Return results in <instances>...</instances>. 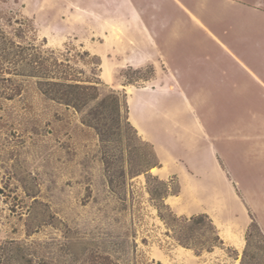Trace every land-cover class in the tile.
Segmentation results:
<instances>
[{
    "label": "rangeland",
    "instance_id": "rangeland-1",
    "mask_svg": "<svg viewBox=\"0 0 264 264\" xmlns=\"http://www.w3.org/2000/svg\"><path fill=\"white\" fill-rule=\"evenodd\" d=\"M0 26L126 103L100 136L95 103L0 77V264H238L264 236V0H0Z\"/></svg>",
    "mask_w": 264,
    "mask_h": 264
},
{
    "label": "trees",
    "instance_id": "trees-1",
    "mask_svg": "<svg viewBox=\"0 0 264 264\" xmlns=\"http://www.w3.org/2000/svg\"><path fill=\"white\" fill-rule=\"evenodd\" d=\"M25 24V20L23 21ZM16 39H22V37L14 34L9 36L4 32L0 26V77L3 80H10L4 78L5 75L25 76L35 80L39 92L47 99L62 105L66 108H72L75 111H82L90 103H95L93 109L88 111L86 118L90 121H94L92 125L98 135L104 136L103 124L105 117V111L111 109L112 114L115 116V126L117 131L120 128L121 111L126 108L125 101L119 100L115 96L114 91H111L112 96L111 107L108 108L106 104V98H99V85L101 82H94L88 79L82 78V73L78 72L70 64V59L60 54L56 56L54 50H43L42 45L35 43L33 39L29 43L17 41ZM19 92H13L12 94H5L6 99H12L15 95H19ZM83 121H87L84 119ZM91 123V122H89ZM152 167V166H151ZM150 167V168H151ZM164 197L162 198V200ZM207 220L209 228L212 232V238L210 246L205 248V251L211 252L213 248L223 245V241L218 235L212 220L207 214L193 215L190 218L183 219L186 223L198 224ZM255 229L256 232H252ZM253 238L258 239L261 243V247H254L252 242ZM179 244L185 247L180 240H177ZM245 248L242 251L238 264H264V236L258 229L256 223L252 222L245 233ZM195 255L199 256V253L195 252ZM238 255L236 254V258ZM109 261L110 264H117L112 262L109 257L104 258Z\"/></svg>",
    "mask_w": 264,
    "mask_h": 264
},
{
    "label": "crops",
    "instance_id": "crops-1",
    "mask_svg": "<svg viewBox=\"0 0 264 264\" xmlns=\"http://www.w3.org/2000/svg\"><path fill=\"white\" fill-rule=\"evenodd\" d=\"M129 112H131L130 105H129ZM148 113H149V111H148L147 107H144L140 103H136L134 117L137 120V122L139 123V125L141 126V128L143 129L144 133L141 132V130L139 129V127L136 123L132 122L130 117H128V121H130L131 125H133V127L136 129L137 133L139 135H141L143 137V139H145L146 141L151 142L153 144L155 152L159 155L160 153L157 150V146L159 148H160V146L156 143L157 137L153 132H151L149 130V128H148L149 124L147 123V119L145 118L146 115H149ZM160 150H161V148H160Z\"/></svg>",
    "mask_w": 264,
    "mask_h": 264
}]
</instances>
